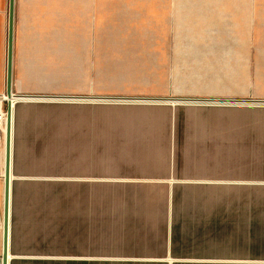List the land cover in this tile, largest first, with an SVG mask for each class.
Instances as JSON below:
<instances>
[{"label":"crops","instance_id":"0c3cea01","mask_svg":"<svg viewBox=\"0 0 264 264\" xmlns=\"http://www.w3.org/2000/svg\"><path fill=\"white\" fill-rule=\"evenodd\" d=\"M9 1L0 0V56L8 43ZM100 1L15 0L17 96H57L49 66L59 63L58 58L71 62L72 52L67 56L58 50L85 47L91 8L101 6ZM102 1L120 2L118 8L131 5V0ZM210 1L214 3L205 8L214 10L211 22L243 32L251 21L258 36L264 34V0ZM185 2L160 0L162 21L170 31L199 22L196 13L186 12ZM4 89L6 80L0 78V94ZM71 97L86 102L87 96ZM168 100L172 102L166 105L177 106L51 108L66 101L16 102L9 264L51 262L52 254L41 250L43 242L56 240L51 233L52 212L56 214L48 200L51 188L54 204L62 196L40 174V163L49 160L63 162L65 175L71 177L63 196L65 264H264V100L256 104L262 108H248L244 101L194 106L198 104L183 101L190 99ZM48 146L56 151L47 153ZM58 146L64 147L63 153L57 152ZM90 175H95V185L88 184ZM52 223L56 229V221ZM69 246H80V253H71Z\"/></svg>","mask_w":264,"mask_h":264},{"label":"rangeland","instance_id":"374dc122","mask_svg":"<svg viewBox=\"0 0 264 264\" xmlns=\"http://www.w3.org/2000/svg\"><path fill=\"white\" fill-rule=\"evenodd\" d=\"M99 3L101 6L94 5L91 8L89 31L83 34L82 44L85 47L58 50L65 52L67 56L72 52L71 62L69 58H58L59 63L49 66L56 76L53 82L56 95L144 101H66L52 103L51 108H69L76 105L89 108H161L163 106L173 108L177 106L175 102L172 105H166L167 102H152V100L168 99L227 101V103L228 101L229 103L250 101L243 104L247 103L248 108H262L256 105V101L264 100V34L260 38L255 30V24L251 21L248 31L231 32L228 31L230 27L223 22L216 24L211 22L210 14H213L214 10L205 7L213 4L214 1L186 0V12L196 13V20L199 22L193 23L192 26H188L185 22V30L170 31L171 26H166L162 21L160 0H131L129 6H132L131 10L123 6L118 8L120 2H115L113 5L111 2L107 4L101 0ZM194 5L195 7L191 9L190 7ZM102 13L103 16H100ZM6 72L7 45L0 56V78L4 83ZM2 92L5 93L0 94V108L8 111L7 102L1 100L6 90ZM70 92L73 94H67ZM186 92L201 93V95H183ZM195 104L198 105L194 106H209L225 103ZM24 106L22 108H40ZM6 125L7 117L4 121L5 133ZM3 135L0 127L1 179L4 178L5 167L6 140L3 141ZM60 147L63 146H58L57 152L63 153L64 147L62 149ZM53 148L55 146H48L46 152L56 151ZM27 165L26 162L25 168ZM39 166L35 167L40 168V174L47 175L43 179L46 183H50L46 185L56 186L57 193L62 196V200L54 204L56 194L55 189L51 188L48 200L51 202V209L56 212V214L52 212L51 233L56 235V240L43 242L41 250L52 254L50 264H65L66 203L63 202V196L64 184L70 183L71 177L65 175L63 162L49 160L41 162ZM89 177L88 184L95 185V175ZM73 182L80 183V181ZM83 184L85 185L86 181H83ZM79 190L75 193L78 199L81 197ZM83 195L95 194L83 193ZM46 196L48 197V194ZM53 221H56V229L53 228ZM69 251L73 254L80 253V246H77V249H71L69 246Z\"/></svg>","mask_w":264,"mask_h":264},{"label":"water","instance_id":"95a60500","mask_svg":"<svg viewBox=\"0 0 264 264\" xmlns=\"http://www.w3.org/2000/svg\"><path fill=\"white\" fill-rule=\"evenodd\" d=\"M14 17H15V0L9 1V21H8V43H7V75H6V94L8 97L12 95H17L13 92V43H14ZM25 100H50V101H71L77 102L80 97L71 96H19ZM86 102L88 101H144L138 99H126V98H96V97H85ZM175 101V100H173ZM180 101V100H177ZM193 103L206 102V103H227V101H200V100H183ZM152 102H172V100H152ZM229 102V101H228ZM250 103V101H244ZM236 103V102H232ZM253 103V102H251ZM256 103H258L256 101ZM264 103V101H261ZM12 105H9L8 111L10 112ZM12 165V147L9 140L7 141V151L5 160V196H4V216H3V255L2 264H9L10 254H9V228H10V204H11V184L12 177L11 171Z\"/></svg>","mask_w":264,"mask_h":264},{"label":"bare ground","instance_id":"6f19581e","mask_svg":"<svg viewBox=\"0 0 264 264\" xmlns=\"http://www.w3.org/2000/svg\"><path fill=\"white\" fill-rule=\"evenodd\" d=\"M1 100L4 102H7L8 107L9 105H12L10 112L9 111H4V113H0V127L1 130L3 131L4 135H3V141H5V160H6V151H7V141L9 140V135H10V144L12 147V120H13V109L14 106L16 104V102H18L19 100H25L22 99L21 97L17 96V95H12L11 97H8L7 94H4L1 96ZM7 117V127H6V133L4 130V121L6 120ZM1 139V136H0ZM5 180V167H4V179L3 182ZM10 180H11V176H10ZM5 192V191H4ZM5 196V193H4Z\"/></svg>","mask_w":264,"mask_h":264},{"label":"built area","instance_id":"2783aa9c","mask_svg":"<svg viewBox=\"0 0 264 264\" xmlns=\"http://www.w3.org/2000/svg\"><path fill=\"white\" fill-rule=\"evenodd\" d=\"M4 111H5L4 108L1 107L0 108V113H4Z\"/></svg>","mask_w":264,"mask_h":264}]
</instances>
